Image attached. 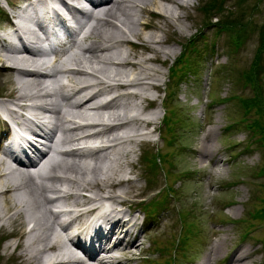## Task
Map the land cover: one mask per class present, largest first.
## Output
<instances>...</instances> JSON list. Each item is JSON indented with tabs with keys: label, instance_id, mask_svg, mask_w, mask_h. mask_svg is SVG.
<instances>
[{
	"label": "bare ground",
	"instance_id": "bare-ground-1",
	"mask_svg": "<svg viewBox=\"0 0 264 264\" xmlns=\"http://www.w3.org/2000/svg\"><path fill=\"white\" fill-rule=\"evenodd\" d=\"M52 1L44 0L46 11H54ZM72 1L66 6L71 16L84 13L87 20L94 22L76 20L77 28L82 31L81 41L87 45L78 52L73 49L77 47L73 41L75 56L58 63L59 67L54 61L44 60L40 50L27 46L23 50L8 46L5 41L0 43V76L9 74L16 89L0 100V113L22 127L23 115L17 108L41 115L43 120H39V125L47 130L40 129L39 133L51 139V145H45L37 160L28 164L19 162L13 167L6 159H0V231L5 232L15 224L22 226L13 232L15 241L5 242L4 249H12L10 256L21 259L23 264H128L142 248L141 228L133 212L142 193L137 184L139 176H132L134 169H139L136 146L147 142L157 128L156 113L147 112L140 103L157 100L154 91L159 92L163 82L162 72L156 65L175 56L172 45L176 42L170 44L168 36L172 29H177V23L189 19L188 14H176L172 8L183 10L187 3L182 0H94L91 3L96 6L85 10V5L93 0ZM12 3L16 5L17 0ZM144 13H149L148 20L144 19ZM57 15L61 16L59 12ZM153 18L163 25L152 21ZM85 26L87 29L83 32ZM23 27L29 37L36 39L34 31L26 25ZM149 29L153 32H147ZM15 31L17 35L24 32L21 27H15ZM75 32L71 30L70 34ZM70 50H64L61 56ZM84 58L88 59L84 61ZM46 67L52 73L41 70ZM62 90L84 99L71 101ZM108 93L113 94L105 101L101 96ZM89 128L95 129L93 133H83ZM57 131L58 137H55ZM210 131L206 137L212 136ZM34 132L31 130L30 135ZM206 137L203 140L207 142ZM78 142H96L98 147L88 146L83 154L71 147ZM30 145L32 150H37ZM63 146L70 150L62 152ZM212 147L204 143L198 150L188 148L186 152L210 158L214 155ZM89 172L91 175L87 176ZM22 187L25 189L18 191ZM47 192H60L63 198L50 199ZM24 203L26 208L22 207ZM52 206L69 208L54 211ZM126 214L130 216L128 219L124 217ZM59 215L68 218L64 225L58 224L61 231L55 227ZM27 223L31 224V232L24 229ZM67 227L73 228V233L89 234V244L68 236ZM226 239V236L217 238L200 264L223 260L225 264L255 263L256 250L243 245L221 254ZM108 242H112L109 248ZM20 247L23 251L15 253ZM75 249H82L92 263H83ZM46 250L51 252L44 254ZM100 253L103 256L97 258Z\"/></svg>",
	"mask_w": 264,
	"mask_h": 264
},
{
	"label": "rangeland",
	"instance_id": "rangeland-1",
	"mask_svg": "<svg viewBox=\"0 0 264 264\" xmlns=\"http://www.w3.org/2000/svg\"><path fill=\"white\" fill-rule=\"evenodd\" d=\"M20 1L17 0V3ZM182 1L187 3L185 9L181 10L175 7L172 9L176 14H188L189 19H183L181 23H177L176 30L172 29L170 35L168 33L170 36H168V41H171L169 43L176 42L172 45L176 50L175 56L156 65L162 72L161 81L168 80L169 67L179 57L182 43L189 38H195L192 44L195 48V55L189 51L186 53L192 55L189 54L187 57L188 66L183 71V80L177 87V89L181 88V92L172 105L175 107L176 117L179 119L175 131L180 139L175 141L176 145L167 146L163 138H160L156 145L157 149L162 150L163 153L173 152V155H169L172 158V171L166 163H160V168L157 171L152 168L147 170L143 162L140 166L141 170L140 168L134 169V175L139 176L137 184L140 185L142 192L138 197L139 201L143 199V202L149 200H157L159 204L163 202L167 211H164V214L160 212L152 215V219H155L146 223L147 229L142 247L146 250L151 246L158 252L153 254L150 259L138 260L139 258H136L128 264H169L168 260L171 258L174 260V264H200L210 253L214 241L224 236L227 239L221 254L224 255V252L231 249L240 239L244 240L245 245L243 246L246 247L250 242L255 241L256 247L260 246V248L256 250V256L253 258L255 263L252 264H264V220L249 218L247 222H241V219L247 218L248 214L251 215V212L264 205V175L259 174V169L263 164L264 148L256 139L260 133H253L251 136V131L245 127L246 122L249 123L254 119L264 122V74H262L264 59L261 68L258 66L255 71L251 69L253 56L259 47L256 26L264 22V0H242L237 8L234 5L235 0H227L222 5L224 8L220 10L221 13L207 11L211 15H208L209 18L204 20L201 8L204 9L205 6L202 4L210 2V0ZM255 3L258 9L253 13L255 10L253 4ZM4 4V0H0V6L2 7ZM230 11L234 14L240 11L244 19L251 20L249 26L251 32L248 33L244 45L233 50L232 54L227 49V45L232 47L229 31L219 32L214 27H207L201 34L197 35L196 32L197 29L202 28L204 22H215L217 19L222 22L224 17L229 16ZM148 18L149 13H144V19L148 20ZM152 21L163 25L158 19L153 18ZM92 22L93 19L89 23ZM184 25L188 28L184 29ZM147 32H153V30L149 29ZM157 33L164 35L161 31H157ZM86 45V42L82 43L77 51L81 52V48ZM138 49L140 51V48ZM88 58H84V60ZM84 65L87 67L86 64ZM192 65L194 68H190ZM246 69L252 70L250 73L255 78L256 88L252 83L245 82L246 79L243 80L241 72ZM9 76V74L0 76V96L2 97H7L16 90ZM257 89L260 90L258 92L261 96V98L258 97L259 108H263V115L257 112V108L256 111H254L255 108H252L247 113L242 109L238 98L230 99V96L233 95L250 98L254 96V90ZM164 90L165 84H162L158 94L154 91L157 100L152 101L158 110L156 115L160 118L164 114V108L160 104ZM158 101L160 106H158ZM142 104L140 103L141 106ZM244 118L246 120L242 123ZM234 121H238V123L233 125V129L228 130L226 124L234 123ZM158 125L161 127V120L160 122L158 120ZM210 129L212 136L206 137L205 134ZM156 137L157 134L154 138ZM203 137L208 138L209 141H204ZM204 143L213 145L214 155L210 158H201L197 153H186L182 148L184 147L182 145H186L196 151ZM144 144L139 147L138 157L142 149L147 148L151 152H156V148ZM178 147L180 148L178 149ZM146 170L150 182L143 175ZM168 170L171 171V174L166 173ZM88 175H91L90 172L87 173ZM169 187H173L174 190L171 191ZM23 189L25 188L22 187L18 191ZM168 192L171 194L166 201L164 199ZM49 194H53V192H49ZM162 199L163 201H161ZM229 203L233 205L225 209ZM160 205L162 206V204ZM22 207L26 208V204ZM183 213H187L186 220L192 221L193 229L198 232L195 237L191 238L187 250L183 254L181 249L177 250L173 257V243L181 233V224H183L184 230L186 229L184 221H178L179 216ZM232 215L238 218L233 219ZM139 216L143 217L141 214ZM236 219L238 220L234 221ZM190 223L188 222L187 226ZM14 226L16 227L14 230L18 232L20 227L17 228L16 224ZM13 227L5 232L0 231V264H23L21 259L10 256L12 249H4L5 242L14 241V239L5 240V237L9 236L5 235L12 231ZM245 228H249L251 233L244 239L239 233ZM21 251H23L21 247L14 250L15 253ZM24 252L26 251L24 250ZM47 252L51 251L46 250L44 254ZM217 264H225V260Z\"/></svg>",
	"mask_w": 264,
	"mask_h": 264
},
{
	"label": "trees",
	"instance_id": "trees-1",
	"mask_svg": "<svg viewBox=\"0 0 264 264\" xmlns=\"http://www.w3.org/2000/svg\"><path fill=\"white\" fill-rule=\"evenodd\" d=\"M205 4V5H204ZM203 6L204 7V12H203V16L204 19L205 18H209L208 15L210 12L207 13V11H215V12H219L221 13L220 10L223 9V4H224V0H210V2L204 3ZM216 7H218L217 9H215ZM239 15V13H238ZM233 18L235 15H229L227 16L225 19H223L222 23H218L221 26L219 27L218 30H222L225 29L226 31H229L230 34V43L232 44V47L235 49H237L239 46H241L244 42L245 39L247 37V24L249 22L243 21L242 18ZM250 24V23H249ZM249 26V25H248ZM257 30H258V42H259V47H257V50L253 56L252 59V64H251V69L253 71H255L257 69V67L259 66L261 68V63L264 59V22H262L259 26H256ZM231 32V33H230ZM183 58H185V56H183ZM182 58V59H183ZM250 70V71H252ZM175 71V70H174ZM250 71L248 69H246L245 71L241 72L242 78L243 80H247L245 82L248 83H252L254 84L255 78L253 76L252 73H250ZM262 74H264V71H262ZM256 88V85H255ZM260 92L259 89H257L256 91L254 90V96L250 97V98H243L238 96V101L241 103L242 109H244V111L247 113L250 112V109L255 108L254 111H256L260 114L263 115V108H259L260 105V101L259 98H261L260 96ZM257 108V109H256ZM251 127L253 129V131H256L258 133H261V137L260 139H264V122H261L258 119H254L251 121V123H249V125H247V127ZM256 129H254V128ZM264 167V166H263ZM264 171V169H262V172ZM255 217L264 219V205L261 206L260 208H258L256 210V213H254Z\"/></svg>",
	"mask_w": 264,
	"mask_h": 264
}]
</instances>
